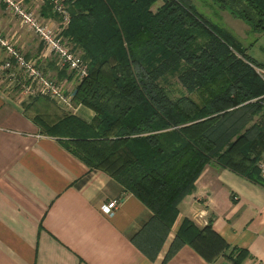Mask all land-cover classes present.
I'll list each match as a JSON object with an SVG mask.
<instances>
[{
  "label": "trees",
  "instance_id": "obj_1",
  "mask_svg": "<svg viewBox=\"0 0 264 264\" xmlns=\"http://www.w3.org/2000/svg\"><path fill=\"white\" fill-rule=\"evenodd\" d=\"M212 1L264 35V0ZM69 11L65 37L89 68L73 105L95 117L88 123L44 97L25 104L24 114L151 210L145 229L161 244L207 165L264 186V80L256 72L264 65L228 30L191 0H76ZM59 75L73 77L66 68ZM172 78L184 91L178 96L167 87ZM186 245L209 263L249 256L211 222L199 228L185 219L165 262Z\"/></svg>",
  "mask_w": 264,
  "mask_h": 264
},
{
  "label": "crops",
  "instance_id": "obj_2",
  "mask_svg": "<svg viewBox=\"0 0 264 264\" xmlns=\"http://www.w3.org/2000/svg\"><path fill=\"white\" fill-rule=\"evenodd\" d=\"M41 14L54 17L49 8ZM0 29L27 61L68 88L76 86L74 76L59 75L55 60L40 58L44 45L2 4ZM5 60L0 50V264H231L221 258L209 263L188 245L165 262L185 219L199 228L211 222L228 244L249 253L243 264H264V186L207 165L161 244L154 229H145L153 222L151 210L25 116L33 98L21 100L7 87ZM76 108L70 114L88 123L94 119L90 109ZM112 201L118 206L107 216L101 206Z\"/></svg>",
  "mask_w": 264,
  "mask_h": 264
},
{
  "label": "built area",
  "instance_id": "obj_3",
  "mask_svg": "<svg viewBox=\"0 0 264 264\" xmlns=\"http://www.w3.org/2000/svg\"><path fill=\"white\" fill-rule=\"evenodd\" d=\"M75 1L0 0V4L5 6L23 28L33 32L44 45L40 58L45 61L55 60L60 69H68L73 74L77 86L88 76L89 68L81 53L74 50L64 34L71 20L70 4ZM45 8H49L54 17L43 18L41 12ZM0 50L5 51L7 55V60L1 65L8 83L7 87L15 89L21 100L44 97L67 110L68 113L77 111L73 105L75 88L73 92L67 91L63 84L46 74L37 62L27 61L12 39L4 35L2 29H0ZM256 72L264 80V70L256 68ZM258 169L264 180V156L258 163ZM117 206V201L105 203L101 206V211L107 216H113Z\"/></svg>",
  "mask_w": 264,
  "mask_h": 264
},
{
  "label": "rangeland",
  "instance_id": "obj_4",
  "mask_svg": "<svg viewBox=\"0 0 264 264\" xmlns=\"http://www.w3.org/2000/svg\"><path fill=\"white\" fill-rule=\"evenodd\" d=\"M196 9L202 16L212 24L228 30L239 41L244 48L247 49L248 55L257 59L260 63H264V35L254 33L251 28L242 20L233 18L227 11L220 8L212 0H191ZM157 7V6H156ZM156 7L154 9H156ZM76 52H79L69 40ZM57 64V63H56ZM58 66V65H57ZM176 78H172L167 85L168 89L175 92V95H180L179 92H184L179 84L176 83ZM67 91H74V88H68L62 85ZM197 99L196 96H193ZM67 111V110H63Z\"/></svg>",
  "mask_w": 264,
  "mask_h": 264
}]
</instances>
